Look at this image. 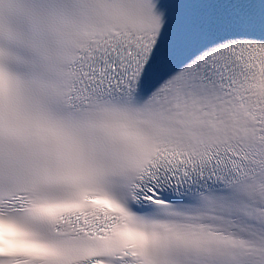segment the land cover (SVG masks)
I'll return each mask as SVG.
<instances>
[{"label": "snow or ice", "instance_id": "6c2138e0", "mask_svg": "<svg viewBox=\"0 0 264 264\" xmlns=\"http://www.w3.org/2000/svg\"><path fill=\"white\" fill-rule=\"evenodd\" d=\"M0 264H264V0H0Z\"/></svg>", "mask_w": 264, "mask_h": 264}]
</instances>
